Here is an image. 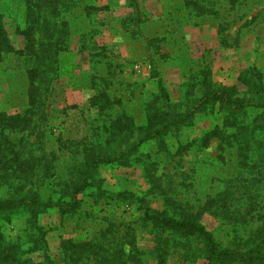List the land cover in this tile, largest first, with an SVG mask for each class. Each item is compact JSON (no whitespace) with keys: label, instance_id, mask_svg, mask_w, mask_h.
Segmentation results:
<instances>
[{"label":"rangeland","instance_id":"374dc122","mask_svg":"<svg viewBox=\"0 0 264 264\" xmlns=\"http://www.w3.org/2000/svg\"><path fill=\"white\" fill-rule=\"evenodd\" d=\"M0 21L10 46L23 52L0 62V202L28 194L70 201L82 162L103 155L85 175L101 194L78 193V213L54 207L0 215V264H65L63 241L99 239L155 264L149 253L160 234L138 222L139 204L118 193L145 195L156 211L169 212L172 201L197 213L231 182L264 202V179L253 181L260 173L241 167L237 154L262 147L264 121L230 129L235 138L225 148L220 137L204 146L223 115L218 103L200 106L218 86L242 97L255 73L264 85V0H238L234 8L228 0H33L31 9L24 0H0ZM205 70L208 81L198 75ZM161 88L168 119L189 117L143 141ZM262 110L248 111L246 123ZM200 221L228 245L218 220L203 212ZM177 241L187 250L170 241L166 264H206L195 240ZM99 253H87L86 264H99Z\"/></svg>","mask_w":264,"mask_h":264},{"label":"trees","instance_id":"16d2710c","mask_svg":"<svg viewBox=\"0 0 264 264\" xmlns=\"http://www.w3.org/2000/svg\"><path fill=\"white\" fill-rule=\"evenodd\" d=\"M26 7L31 9V2L33 0H24ZM45 3H53L58 0H41ZM61 5H67L69 0H60ZM230 1V7L238 0ZM218 15V13L216 14ZM23 55V52L14 51L10 46L6 37L3 24L0 21V62L8 56ZM207 70L200 72L205 81L209 79L206 77ZM249 91L243 93L242 97L236 96L235 89L218 86L216 89H210L205 96L200 100L204 104H219V110L222 112V125L217 132L207 133L203 138V145L207 146L213 137L221 138V147L225 148V140L231 137L235 138V134L230 133V129L237 132L247 129L262 127L260 124L264 121V110L257 115L250 117L251 122L246 123V114L248 111H254L258 108L264 107V85L261 83L260 76L255 73L252 75L248 83ZM167 95L161 88L160 93L155 96V103H160L154 111H148L147 127L150 131L143 139V141L155 137L162 133L163 130L169 126H178L189 117V111L184 115H176L173 119H168L164 112L162 103ZM249 118V117H248ZM157 127L156 131H151L152 128ZM217 130V129H216ZM263 144V143H262ZM238 154V162L241 167L253 170L254 174H259L260 177H254L253 181L262 182L264 179V144L260 149L256 146L249 145L243 154ZM109 161V160H108ZM103 162V155L100 153H93L89 155L85 161L82 162L83 170L80 172L83 181L81 186L78 183H73L67 196L70 201H63L62 197L58 201L42 202L36 196L26 195V197L19 200H8L0 202V215L9 211L21 210H47L54 207L59 208L63 213L76 214L81 211V201L76 199V195L82 192L85 188H95L97 194H101L98 185L92 182H87L85 175L87 169ZM262 179V180H261ZM244 187H237L234 184L228 183L225 189L210 196L205 202L201 212L193 213L182 206L174 204L169 207L167 211H156L150 209L145 204L144 196H135L130 193H118L122 201L133 202L139 204L140 215L138 222L142 223L146 228H150L155 234H160L156 239L155 247L149 253L154 255L152 258L155 264H166L164 253L170 241L176 242V246L180 244V249L187 250L184 242L179 243V238H187V241L195 240L197 244L201 245L199 258L204 259L206 264H264V202L261 204L257 202L259 197L256 191L244 189ZM206 212L209 216L218 220L220 223L219 229L224 232L223 239L228 242V245L216 239L212 232L201 223L200 216ZM37 229V228H36ZM40 231V228L38 229ZM167 234L166 237L161 236ZM157 236V235H156ZM172 236L170 239L169 237ZM190 237V239H189ZM90 242L63 241L61 249L66 259L65 264H86L88 261V254L93 252L95 248L100 251L99 264H126L129 261L137 264H144L143 253L133 250L134 253H126L125 250L120 249L113 251L109 242L102 239ZM11 264V263H10ZM13 264V263H12ZM15 264H44L43 262H33L27 260L26 262L15 261Z\"/></svg>","mask_w":264,"mask_h":264}]
</instances>
